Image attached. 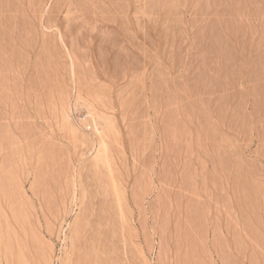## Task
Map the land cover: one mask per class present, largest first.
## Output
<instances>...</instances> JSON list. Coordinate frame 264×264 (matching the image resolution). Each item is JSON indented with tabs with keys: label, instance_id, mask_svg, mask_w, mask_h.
Wrapping results in <instances>:
<instances>
[{
	"label": "rangeland",
	"instance_id": "374dc122",
	"mask_svg": "<svg viewBox=\"0 0 264 264\" xmlns=\"http://www.w3.org/2000/svg\"><path fill=\"white\" fill-rule=\"evenodd\" d=\"M0 33V264H264V0H0Z\"/></svg>",
	"mask_w": 264,
	"mask_h": 264
},
{
	"label": "bare ground",
	"instance_id": "6f19581e",
	"mask_svg": "<svg viewBox=\"0 0 264 264\" xmlns=\"http://www.w3.org/2000/svg\"><path fill=\"white\" fill-rule=\"evenodd\" d=\"M0 34H1V33H0ZM263 36H264V35H263ZM263 36H262V37H263ZM262 41H263V40H262ZM263 59H264V58H263ZM263 61H264V60H263ZM1 77H2V76H1ZM3 78H4V77H3ZM0 81H1V80H0ZM1 89H2V88H1ZM2 90H3V89H2ZM2 90H1V91H2ZM2 92H3V91H2ZM15 177H16V176H15ZM15 177H14V178H15ZM241 183H242V182H241ZM249 185H250V184H249ZM246 187H247V186H246ZM243 188H244V187H243ZM254 188H255V187H254ZM240 189H241V188H240ZM245 190H246V189H245ZM254 190H255V189H254ZM253 192L255 193V191H253ZM240 193H241V192H240ZM243 193H244V192H243ZM13 195H14V194H13ZM246 195H247V194H246ZM254 196H255V194H254ZM255 197H256V196H255ZM256 198H257V197H256ZM243 199H244V197H243ZM257 199H259V198H257ZM12 200H13V199H12ZM15 201H16V200H15ZM247 201H248V200H247ZM250 202H251V201H250ZM254 203H255V202H254ZM15 206H16V205H15ZM252 207H253V206H252ZM14 211H15V210H14ZM20 212H21V211H20ZM256 217H257V215H256ZM25 220H26V219H25ZM31 243H32V242H31ZM8 245H9V244H8ZM24 249H25V248H24ZM7 253H8V252H7ZM19 262H20V260H19Z\"/></svg>",
	"mask_w": 264,
	"mask_h": 264
}]
</instances>
